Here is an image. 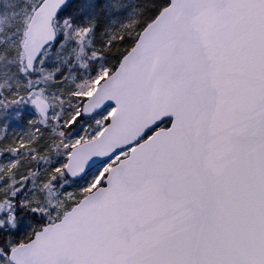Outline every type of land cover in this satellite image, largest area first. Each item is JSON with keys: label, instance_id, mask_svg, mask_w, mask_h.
Returning <instances> with one entry per match:
<instances>
[{"label": "snow or ice", "instance_id": "snow-or-ice-1", "mask_svg": "<svg viewBox=\"0 0 264 264\" xmlns=\"http://www.w3.org/2000/svg\"><path fill=\"white\" fill-rule=\"evenodd\" d=\"M5 2L0 264H264V0Z\"/></svg>", "mask_w": 264, "mask_h": 264}, {"label": "trees", "instance_id": "trees-1", "mask_svg": "<svg viewBox=\"0 0 264 264\" xmlns=\"http://www.w3.org/2000/svg\"><path fill=\"white\" fill-rule=\"evenodd\" d=\"M4 8H5V12L7 14H10L11 12H13L15 10L14 0H6ZM129 10H131V5H130ZM25 111H27V110H25ZM14 117H15V110L11 111L7 117L8 121H9V128L11 130L24 131L25 130L24 123L17 121Z\"/></svg>", "mask_w": 264, "mask_h": 264}]
</instances>
